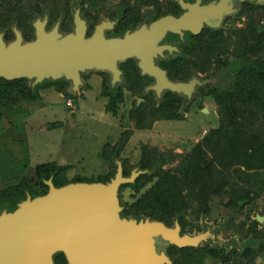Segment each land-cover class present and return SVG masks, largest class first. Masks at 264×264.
<instances>
[{"label": "rangeland", "instance_id": "374dc122", "mask_svg": "<svg viewBox=\"0 0 264 264\" xmlns=\"http://www.w3.org/2000/svg\"><path fill=\"white\" fill-rule=\"evenodd\" d=\"M39 1L42 3L44 1L45 7H38L40 13L36 15L32 12V8L34 2H38V0H0L8 6L5 7L6 10L11 8L16 13L15 16L17 13L22 14L26 9L29 10L31 23L27 40L31 42H34L33 25L40 14L42 17L40 19L46 18L48 32L57 29L58 33L64 36L73 32L75 29L74 16L79 11L80 17L89 24L88 36L94 32L98 24L108 21L113 22L111 30L107 33L108 36L111 39H124L127 34L134 31L142 28L148 30L152 21L165 14L170 6H173L175 2L178 3L179 0ZM186 1L196 2V0ZM216 2L217 0H203L202 4L208 5ZM215 25L216 23H212L210 26H205L204 32L196 41L197 51L194 61L190 64L187 63L189 57L186 55L182 57L179 53L174 52L175 57L171 56L174 59L181 58L180 61L185 67L182 65L180 67L184 74L187 71L190 72L189 77L187 76L189 79L186 80L210 81L206 87L197 85L194 93L196 90L210 93L212 90L220 88L216 95L208 94V98L205 100L199 94L200 92L198 93L200 106H204V110H208V113L201 112L200 108H196L195 114L188 110L186 112L190 101L193 100L194 93L191 99H188L186 96L171 91V93H167L169 90L158 93L153 89L154 85H151L141 95L140 89L132 85L133 87L130 88L133 91L131 95L126 94L124 107L121 106L118 114L113 115L108 112V108L106 109L107 102V107L112 106L116 109L118 105L115 106L113 102H109L108 94H102L101 79L97 77L98 73H102L99 70H88L82 73V81L74 89H71L73 87L71 81H48L47 85L65 83L64 90H66L67 99L59 95L52 86L42 88L40 96L37 98V86H32L30 93L25 92L24 97L20 96V100L8 105L10 111L0 108V192L12 191L18 186L21 187L20 184L23 182L36 184L38 181L37 167L50 163L58 167H67L64 179L70 183H73L72 181L76 178H81L85 182H97L106 178L108 180L102 183L109 182L117 172L118 162L122 163L123 161L127 167L124 169V176L129 177L133 171L144 172L137 179L146 176L152 178L160 166L161 170L165 172L182 165L185 159L194 155L204 146L206 137L220 127L223 116L220 113L219 103L238 96L242 91L250 98L254 94L252 99L256 101V97L262 90L263 78H260L261 76L257 77L259 80H256L253 78L254 74H244L242 69L232 72L230 66L225 67L224 72L219 70L223 60H235L232 56L246 57L247 63L258 62L264 66V2L261 4L248 1L240 2L236 6V11L226 16L219 27ZM199 56H204V59L205 57L207 59L197 61ZM161 57H164V53L157 55L155 60H160ZM183 58L186 60H182ZM137 61L135 59L136 63ZM118 64L126 66L128 77L125 72H122L120 80L112 85V75L110 74L108 88L112 92H116L117 85H126V80H130L134 84L139 70L138 67L127 68V60ZM255 70L260 72L259 68ZM93 73L97 76L94 77ZM228 86H231L230 93L226 96ZM18 90L21 91V87ZM111 91L109 94L112 93ZM248 92H253V94L248 95ZM150 94H154L157 110L166 102H170L171 98L167 97V94L183 97V106L174 109L176 117L152 120L151 115L156 109H151L150 105L143 101L136 108L137 97L147 96L149 100H152ZM73 97L77 100L72 102L78 108L75 111L79 110L77 114H71L73 109H68L66 106V102L68 104L69 99L73 100ZM134 107L136 111H133ZM138 109L141 110L137 111ZM1 111L4 112L1 113ZM145 112L146 114H144ZM142 125H146V127H141ZM150 158L152 161L162 163L156 164L157 166L155 165L152 169H143L144 162ZM235 166L232 168L233 172L238 169ZM55 173L52 172L49 179H55ZM236 173L238 174V172ZM252 175L257 176L256 182L258 181L260 184L256 185L258 192H253L251 195L254 196L252 204L242 202V208L235 209L226 198L221 199L214 196L209 201L202 199L197 206H194L195 203L188 206L196 208L194 210L185 207L181 211H177L173 217V222L175 220L177 222L178 219L180 227L181 218L184 217L186 222L193 223L195 220L199 223L201 220V223L207 228L215 230L217 235L215 240L222 248H213L211 245H207V248L222 255L214 257V259L208 258L206 264H224L226 257L235 258L234 253L242 255L247 251H250L249 254H251L250 264H264V234H261L264 232V222L259 223L256 220L258 215L264 217V169L255 171ZM241 179L237 176L235 180L242 182ZM43 180L46 181V176H43ZM157 180L158 177H153L154 183ZM134 185L136 183L125 184L120 188V202L124 203V207L131 208V214L123 212L124 215L127 218H149L160 221L146 213H139L140 216H136L135 210L137 209L134 210V208H139L136 202L152 184H148L138 191L131 187ZM27 191L24 190L23 198L18 199L14 196L13 202L6 201L2 204L4 206L10 204L17 208L27 199ZM202 208L204 210H201ZM255 220L257 225L254 223ZM173 224L175 225V223ZM232 241L236 242V245H232ZM228 243L231 246L226 247V245H230ZM60 257L65 258L63 254H59L55 258L56 264H59L57 260ZM230 263L231 261L227 264Z\"/></svg>", "mask_w": 264, "mask_h": 264}, {"label": "water", "instance_id": "95a60500", "mask_svg": "<svg viewBox=\"0 0 264 264\" xmlns=\"http://www.w3.org/2000/svg\"><path fill=\"white\" fill-rule=\"evenodd\" d=\"M246 1L264 2L217 0L206 5L202 4L203 0L194 3L179 0L184 14L166 16L148 30L142 28L124 39H106L104 33L113 25L108 21L97 26L94 35L88 38L87 23L77 11L75 29L68 35L59 34L57 29L45 32L43 25L38 23L37 41L19 48V36L9 50L21 56L15 59L16 63L11 58L0 62V76L9 80L35 79L33 87L57 80L71 81L77 87L82 73L99 70L110 72L116 83L122 74L118 63L134 58L144 73L156 78L153 88L156 92L169 90L191 99L197 85L206 87L210 81L168 80L156 67L155 58L164 49L172 48L158 46V42L167 32L183 39L186 32L197 35L212 23L219 27L226 16L236 11L238 3ZM143 32L149 34L148 37L130 46L131 39ZM149 37L153 43L142 45ZM4 49V43L0 42V51H7ZM174 51L178 52L175 47ZM143 173L133 171L126 177L122 163L118 162L117 172L109 182H77L58 188L50 178L45 181L49 188L46 195L33 198L27 192V199L17 208L0 203V264H56L59 254L65 256L68 264H174L168 253L173 246L197 248L206 243L222 248L215 240V230L207 227L205 232L191 236L182 234L178 219L174 227H169L161 220L125 217L120 204V188L135 184ZM256 220L262 223L264 217L258 215Z\"/></svg>", "mask_w": 264, "mask_h": 264}, {"label": "trees", "instance_id": "16d2710c", "mask_svg": "<svg viewBox=\"0 0 264 264\" xmlns=\"http://www.w3.org/2000/svg\"><path fill=\"white\" fill-rule=\"evenodd\" d=\"M201 59L205 60L207 58L205 57L204 59V56H199L197 61H202ZM226 64L223 61V65ZM257 68L260 69V72L255 70ZM243 73L254 74L253 78H256V80L260 76V78H263L262 90L256 97V101L252 99L254 97L253 92H248V95L250 93L253 94V97L250 98L242 91L238 96L219 103L223 121L217 130H214L211 135L206 137L203 148L201 147L194 155L185 159L184 163L178 167L165 172L161 170V166L158 167L156 169L158 172L153 176L154 178L158 177L155 183L153 182V177L146 176L137 179L136 185L131 186L135 191L152 184L136 202L137 207H139L137 214L146 213L149 216H153V218L170 224L177 211L179 212L185 207L194 210L196 208L188 206H192L194 203V206H197L202 199L209 201L214 196L221 199L226 198L232 208L235 209H241L242 202L246 204L253 203L254 196L251 195L253 192H258V186L256 185L260 184L258 181L256 182L257 176L255 177L252 173L264 169V66L258 62H253L251 67L244 69ZM12 86L15 91L13 97H6L0 93V108L8 107L10 103L14 104L16 100H20L18 88L21 85L19 86L14 82ZM172 105V103L166 102L160 109L157 110L155 108L156 110L151 115L152 120L176 117L174 109L177 107H172ZM108 109L115 111L112 106H108ZM139 110L141 109L137 111ZM141 127H146V125ZM205 149L206 151L204 152ZM151 159H146L143 169H152L156 164L162 163ZM234 165L238 168L236 171L238 174L232 171ZM52 172L57 173L54 174L55 179H53L56 187L59 188L70 183L64 179L67 167H58L52 163L39 165L36 172L38 176L36 184L23 182L20 184L21 187L18 186L19 188L0 192V203L13 202L14 196L18 197V199L23 198L25 189L28 190L27 192L33 198L46 195L49 188L45 184L43 176H46L47 181ZM237 176L242 178V182L235 180ZM106 180L108 179L102 178V180L97 182H105ZM72 182L85 181L81 178H76ZM201 210L204 209L202 208ZM254 223L258 224L256 220ZM261 234L263 235L264 232H261ZM231 243L236 245L234 241ZM177 250L179 256L191 258L181 264H204V259H214V257L222 255L208 248L205 250V258L202 259L199 256V251L192 249ZM249 252L247 251L242 255L236 252L234 253L235 258L226 257L224 264L229 261H231L230 264H250L251 254ZM57 261L59 264H67L64 257L58 258Z\"/></svg>", "mask_w": 264, "mask_h": 264}, {"label": "flooded vegetation", "instance_id": "af4514ba", "mask_svg": "<svg viewBox=\"0 0 264 264\" xmlns=\"http://www.w3.org/2000/svg\"><path fill=\"white\" fill-rule=\"evenodd\" d=\"M186 1V0H184ZM44 4V1L42 3V1H39L38 2H34L33 4V8H32V12L36 15H38L40 13L38 7H45ZM174 5H177V6H174ZM173 6H170V9H168L166 11L165 14L157 17L156 20L152 21L149 25V28H151V26L159 21L160 19L166 17V16H170V15H182L185 13V10L179 5V1L178 3L175 2ZM5 7H8L6 6V4H4L3 2H0V42L4 43L5 45V49L7 51H0V55H5V56H0V62H3L4 60H9V58L11 59H14L15 57V51L12 49L9 50L10 46L14 43H16L18 40H19V36H20V39H21V43L19 44V48L23 47L25 44L27 43H31V41H28L27 38H28V35H29V24L31 23V15H30V12L29 10L26 9V11H24L22 14L21 13H17V16H15L14 14H16L15 12H13V10H6ZM171 10V12H170ZM27 12V13H26ZM45 16V14H44ZM179 16V15H178ZM40 17H41V14H40ZM39 18H36L35 19V22H34V25H33V28H34V32H33V36H34V42L37 41V28H36V24L40 23L41 26L43 25V28L46 32L47 31V25H46V22H45V19L43 17V19H40ZM42 18V17H41ZM101 24V23H100ZM100 24H98L97 26H99ZM88 25V31H87V37L90 38L94 35L95 31H96V28L97 26L95 27L94 29V32L92 34H89V24ZM204 28L201 30L200 33H198L197 35H194L192 32H186L184 34V38L181 39L180 36L176 35V34H171L169 32H167L165 34V36L163 37L162 40H160L158 42V46H162V47H165V48H172V50L170 49H164L163 53H164V57H161V59H157L155 60V65L156 67H158L159 69H161L164 73H165V76L168 80L170 81H180L183 82V81H188L186 79H189V75H190V72L187 71L185 74L181 71V65L183 62L180 61L181 58H175L174 59V55L173 53L175 52L174 51V47L178 50V52H175L176 54L179 53L182 57L183 55H186L189 57V60H187V63L190 64L192 61H194V58H195V53H196V44H197V39H199V37L202 35V33L204 32ZM115 29L117 30V27H115ZM111 29H107L104 33L106 39H111L110 36H108L107 33H109ZM49 32H52V31H49ZM48 32V33H49ZM36 39V40H35ZM4 49V50H5ZM199 50V49H198ZM7 54H4L6 53ZM171 53V54H170ZM182 53V54H181ZM7 55V56H6ZM13 56V57H11ZM171 56H174L171 58ZM180 56V57H181ZM233 59H235L234 61L230 60L227 61V59L224 61L226 62L227 64L226 65H223V61H222V65H220V72L223 71V69L225 67H229L230 66V70L232 72H235L237 71L238 69H247L249 67H251L252 63H247V58L246 57H242V58H238V56H232ZM245 59V60H244ZM127 60V63H128V67L127 68H130L133 67H138L137 69H139L137 72V79L135 81V85L133 83H131L130 80H126L127 84L124 86V85H117L116 87V92H112L109 88H108V81H109V76H110V72L108 71H102V73H98L99 75H94V73H97L94 71L93 75L94 77L97 76L101 79V88H102V94H108L110 100L109 102H113L117 106V108L115 109V111H111L109 109H107V105H108V102H107V105H106V109L108 110L109 113L115 115V114H118L119 112V109L121 106L124 107V102L126 101V94H129L131 95L132 93V89L130 87H135V88H139L140 91H141V95H143V91L148 88V87H151V85H154V87L156 86L157 84V80L155 77L151 76L150 74L148 73H144L142 71V69L140 68L139 64H138V61L137 63L135 62V59L133 58H129V59H126ZM125 60V61H126ZM182 60H186V59H182ZM137 64V65H136ZM118 67V70L122 73H126L127 77H128V74H127V71H126V66H122V65H117ZM183 66V65H182ZM185 67V66H183ZM187 70V69H186ZM185 72V71H184ZM198 74H202V73H198ZM227 74V73H226ZM92 75V76H93ZM112 75V74H111ZM122 75V74H121ZM180 76V77H179ZM188 76V77H187ZM204 76V75H203ZM112 79H111V84L114 85L116 83H113L114 80H113V75L111 76ZM121 77V76H120ZM113 80V81H112ZM81 81H82V75H81ZM16 82L19 86L21 85V91L20 94H19V97H24L25 95V92H29L31 89H32V86L33 84L35 83V79L30 81L26 78H20V79H13V80H9L7 78H5L4 76H0V93L1 95H5L6 97H13L14 94H15V91H14V88L12 86V84ZM12 83V84H11ZM110 83V82H109ZM48 82H44V83H41V84H38V85H35V87L37 86V98H39L40 96V91L42 90V88H45V87H48V86H52L53 89L55 88L56 92L61 95L63 98H66V94H65V91L64 90V85L65 83H57V84H54V85H47ZM72 85L73 87H71V89L75 88L74 87V83L72 82ZM133 85V86H132ZM22 86H24V88H22ZM226 86V85H224ZM62 87H63V90H62ZM111 87V85H110ZM153 87V88H154ZM230 87L231 86H228V92L225 93V95L227 96L228 93H230ZM19 89V88H18ZM112 92L111 94L110 91ZM220 90V88H216L214 90H212L210 93H206L205 91L203 90H196L194 93V97H193V100L190 101V105L189 107L186 109V112L187 110L188 111H191L192 114H195L197 112V109L200 108L199 110L201 112H204V106H200V100L198 99V93L201 94L203 96V100L207 99V95H213L214 94L216 95V93H218ZM170 91H167V93H169ZM171 93V92H170ZM115 94V95H114ZM82 95V93H81ZM140 95V97H137V104H136V108L139 106V103L140 102H145L147 103L148 105H150L151 109H155V106H157V104L155 103V98H154V94H150V97L152 98V100H149V97L145 96V97H142ZM167 97H170L171 100H170V103H172L173 107H177V108H182L183 106V97L182 98H179V97H175V95H172V94H167L166 95ZM84 97V96H83ZM82 97V98H83ZM88 99V98H87ZM147 100H149L147 102ZM70 102H66V106L67 108L69 109H73L71 110V114H77V111H75L76 109V106L73 105V101H77L74 97H73V100L72 99H69ZM118 101V103H117ZM202 101V100H201ZM150 103V104H149ZM4 108L7 109V111H10L8 110L9 107H6L4 106ZM136 108L134 107L133 108V111L135 110L136 111ZM197 108V109H196ZM2 110V109H1ZM6 111V112H7ZM75 111V112H74ZM4 112V111H1V113ZM131 112V111H130ZM188 114V113H187ZM123 163V166L126 167V163L125 161L122 162ZM124 169H127L124 168ZM121 206L124 208L123 212H125L126 214H131L130 212V209L131 208H127V207H124V203L123 202H120ZM137 209V208H134V210ZM139 211V208L137 210H135V212ZM122 212V213H123ZM123 213V214H125ZM136 216H140V214H136ZM126 217V216H125ZM164 222V221H163ZM196 221L193 220V223H190V222H186V220L184 219V217L181 218V232L182 234H188V235H191V236H194L196 233H203L205 232L206 230V227L203 223H201V220H199V223H195ZM167 226L169 227H174L175 225L173 224V218H172V221L170 224L164 222ZM183 250V249H192V250H195V251H199L200 252V258L204 259L205 257V250L208 249L207 248V244L204 243V244H201L199 245L197 248H192V247H186V248H178L176 246H173L171 248L168 249V253L169 255L171 256L172 260L174 261V264H181L182 262H185V260L187 259H191L190 257H182V256H179L178 255V250ZM208 259H204V264H206V261Z\"/></svg>", "mask_w": 264, "mask_h": 264}, {"label": "bare ground", "instance_id": "6f19581e", "mask_svg": "<svg viewBox=\"0 0 264 264\" xmlns=\"http://www.w3.org/2000/svg\"><path fill=\"white\" fill-rule=\"evenodd\" d=\"M196 22H198V20H197ZM44 31H45V30H44ZM45 32H46V31H45ZM148 35H149V34H148ZM148 35L144 34V32H143L142 34L138 35L137 38H132V39H131V44H129V45H130V46H134V43H135V42H138L139 40H141V39H143V38H147ZM150 42L153 43L152 37H149V39L146 40L142 45H144V44H147V45H148V43H150ZM150 46H151V45H150ZM146 47H148V46H146ZM132 49H133V48H132ZM132 49H131V50H132ZM117 52H118V50H116V53H117ZM22 54H23V53H22ZM18 56H21V55H20L19 53H18V55L15 54L14 60L12 59V61H13L14 63H16V60H15V59H17ZM11 57H13V56H11ZM7 61H8V60H7ZM15 70H16V68H15Z\"/></svg>", "mask_w": 264, "mask_h": 264}]
</instances>
